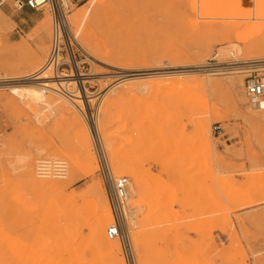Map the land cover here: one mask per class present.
<instances>
[{"label":"rangeland","instance_id":"1","mask_svg":"<svg viewBox=\"0 0 264 264\" xmlns=\"http://www.w3.org/2000/svg\"><path fill=\"white\" fill-rule=\"evenodd\" d=\"M39 11L20 35L0 10V264H264V111L244 86L264 0H74L56 69ZM102 155L129 179L115 255L92 232L100 191L115 239Z\"/></svg>","mask_w":264,"mask_h":264},{"label":"built area","instance_id":"2","mask_svg":"<svg viewBox=\"0 0 264 264\" xmlns=\"http://www.w3.org/2000/svg\"><path fill=\"white\" fill-rule=\"evenodd\" d=\"M7 0H0V7ZM74 0H15L16 8L29 6L35 10L49 8L53 15V38L50 55L46 61V66L59 68L65 62L58 59L62 54V42L64 38V17L65 11L69 8V4ZM255 64L246 65L248 74L244 80V86L247 96L251 101H255L264 96V60H258ZM72 69V68H71ZM261 71V72H260ZM103 174L108 182L109 197L114 221L108 226L107 234L109 238L120 237L124 240L125 249L129 250L128 237L126 235L125 216L128 207L129 198V179L128 177H114L110 171L104 156H100Z\"/></svg>","mask_w":264,"mask_h":264},{"label":"bare ground","instance_id":"3","mask_svg":"<svg viewBox=\"0 0 264 264\" xmlns=\"http://www.w3.org/2000/svg\"><path fill=\"white\" fill-rule=\"evenodd\" d=\"M84 18H85V16H84ZM78 19H79L78 16L77 17L75 16V18H73V20L71 18L72 22L77 24V26L79 24L78 23ZM82 21H83V19H82ZM33 75H35V74H33ZM63 76H67V75H63ZM25 77L27 78V76H25ZM62 80L63 79H59L58 81H55V84L61 85ZM46 84H48V83L44 82V83H41L40 85H46ZM52 89L56 90V88H53V87H52ZM35 90H36L35 92L31 91V92H33L32 95L37 100L42 101L43 98H44L43 93L41 91H39V89H38V92H37V89H35ZM252 108L254 110L264 111V98L261 97V98L255 100V101H253ZM75 136H76V138L78 140V143L81 145L82 154H83V158H84V160L86 162V165H87L89 171L91 173H93L97 169V165H96L95 158L91 154L93 149L91 148V144H90V141H89L88 133L84 129H78L75 132ZM135 180L139 181L137 179H135ZM45 183H50V184L54 185L56 182L48 181V182H45ZM136 184H137V182H136ZM96 194H97L98 215H97L96 220L93 223V228H92L93 236H94V239H95V241L97 243L101 244L108 252H110L113 255H115V254L119 253V251H120L119 239L115 238L114 240L111 241L104 234V227H105L106 223L108 222V220L111 218V212H110L109 204H108L106 196L102 192L98 191ZM117 264H124V261L122 259L118 260Z\"/></svg>","mask_w":264,"mask_h":264},{"label":"crops","instance_id":"4","mask_svg":"<svg viewBox=\"0 0 264 264\" xmlns=\"http://www.w3.org/2000/svg\"><path fill=\"white\" fill-rule=\"evenodd\" d=\"M15 0H7L1 7V12L10 19V21L16 24V33L18 34H28L36 26L37 20L41 17L39 10L30 8L29 6H24L23 8H16L14 4ZM220 238L222 234L217 233Z\"/></svg>","mask_w":264,"mask_h":264}]
</instances>
